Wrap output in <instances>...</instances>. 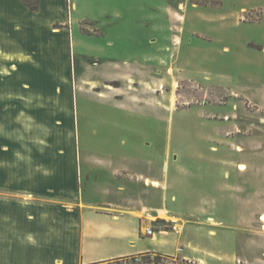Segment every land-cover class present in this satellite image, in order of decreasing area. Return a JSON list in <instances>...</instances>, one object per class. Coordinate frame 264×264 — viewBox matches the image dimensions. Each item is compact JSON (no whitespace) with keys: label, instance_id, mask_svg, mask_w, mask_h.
<instances>
[{"label":"rangeland","instance_id":"374dc122","mask_svg":"<svg viewBox=\"0 0 264 264\" xmlns=\"http://www.w3.org/2000/svg\"><path fill=\"white\" fill-rule=\"evenodd\" d=\"M101 1L85 0L96 18L53 21L64 39L40 61L0 52V168L48 182L0 190L17 206L0 211V264H72L88 207L157 220L175 252L109 264H264V0H167L168 20Z\"/></svg>","mask_w":264,"mask_h":264},{"label":"crops","instance_id":"0c3cea01","mask_svg":"<svg viewBox=\"0 0 264 264\" xmlns=\"http://www.w3.org/2000/svg\"><path fill=\"white\" fill-rule=\"evenodd\" d=\"M93 1L99 2L100 8L97 9L96 12L101 14L102 1ZM116 1L119 3L118 0ZM120 4H123V9L126 14H129V11H133L139 15L138 17H134L138 19L168 20L173 19L176 14L178 15V12L169 5L167 0H126L124 3ZM84 9L85 0H39L37 11H31L25 8L22 4V0H0V52L4 55V57H0L5 60L16 61L18 64L20 63L19 65H22L21 62L27 61L29 57L39 59L40 61V58L43 56L42 53L46 51L47 46L53 44V47H58L62 39H64V37H62L64 35L63 33H52L50 30L51 23L61 20L78 21L96 18V16L87 15L88 13H86ZM117 13L120 14L121 10L117 9ZM8 25L13 26V28L17 30L15 31L17 34H11L7 28ZM18 32H20V35H18ZM21 32H24V37H22ZM47 32H49L48 38H54L53 40L47 39ZM57 35L62 36L61 38L56 37L55 39L54 36ZM21 38H23L21 46H23L26 56H22L21 54L22 47L16 45L17 40H21ZM51 41H53V43ZM51 160H53V158H51ZM26 163L44 164L49 163V161L47 158L39 159L33 157L31 161H27L25 164ZM21 168L15 169L14 172L3 171V169L0 168V190H4V188L7 187L11 195L13 191L29 192L31 195L38 192L37 185L39 182H43L45 178L41 175L39 179L37 176L38 172L34 171L35 168ZM49 178L51 179L49 185L55 184L59 186V183L55 182L53 177ZM49 178L46 177V179ZM43 183L45 185L48 184V182L45 181ZM55 195L57 196L58 194ZM55 195L52 192L44 193L42 197L49 201L55 197ZM16 208L17 206L10 203L0 205V211H7L10 213V221H14L15 219ZM12 212L14 216L11 214ZM132 212L134 211L115 216L101 214L89 207L88 209H81L79 227L76 229L75 234L69 233V235H75L77 245L74 246L72 250H70L71 245H69V254L61 257L69 259L72 264H94L121 257H135L148 253L174 255L175 252L166 250L165 243L170 241H164L161 238L158 239L157 236L159 235L161 237L167 236L161 235V232H156L154 235L157 241H154L152 237H148L149 239L146 238V243L148 244H146L144 240H141L147 237L143 233L145 226L142 227L145 223L143 220L133 215ZM2 225H5V223L0 219V228H2ZM65 231L66 230L63 232L62 230L64 236L66 234ZM1 237L0 235V238ZM75 237L73 238L75 239ZM8 238L9 242H12V236H8ZM158 240H161L162 243ZM15 242L14 240L13 243ZM11 254L9 258L15 260V252Z\"/></svg>","mask_w":264,"mask_h":264},{"label":"built area","instance_id":"2783aa9c","mask_svg":"<svg viewBox=\"0 0 264 264\" xmlns=\"http://www.w3.org/2000/svg\"><path fill=\"white\" fill-rule=\"evenodd\" d=\"M157 220H153V221H150V224L151 226H147L143 229V233L144 235H146L147 237H153L156 233L155 229L153 228V225L154 223H156ZM175 233H180L181 232V228H175L173 227Z\"/></svg>","mask_w":264,"mask_h":264},{"label":"trees","instance_id":"16d2710c","mask_svg":"<svg viewBox=\"0 0 264 264\" xmlns=\"http://www.w3.org/2000/svg\"><path fill=\"white\" fill-rule=\"evenodd\" d=\"M28 9H30L31 11H37V6L35 5H27ZM145 255V254H143ZM127 258H133V257H121V258H117V259H113V260H109V261H102L98 264H109L110 262H114V263H117L119 261H123ZM134 259V258H133Z\"/></svg>","mask_w":264,"mask_h":264},{"label":"bare ground","instance_id":"6f19581e","mask_svg":"<svg viewBox=\"0 0 264 264\" xmlns=\"http://www.w3.org/2000/svg\"><path fill=\"white\" fill-rule=\"evenodd\" d=\"M240 168H242V166H240ZM148 217L150 218V219H154V217L152 216V215H148ZM261 220H263L264 221V215L261 217ZM156 236H153L152 238H155Z\"/></svg>","mask_w":264,"mask_h":264}]
</instances>
